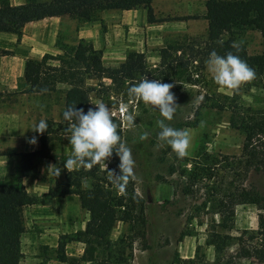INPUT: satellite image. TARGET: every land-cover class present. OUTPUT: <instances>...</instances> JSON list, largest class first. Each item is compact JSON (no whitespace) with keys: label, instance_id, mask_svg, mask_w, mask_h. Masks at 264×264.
<instances>
[{"label":"rangeland","instance_id":"374dc122","mask_svg":"<svg viewBox=\"0 0 264 264\" xmlns=\"http://www.w3.org/2000/svg\"><path fill=\"white\" fill-rule=\"evenodd\" d=\"M204 1L155 0L158 12L154 13L151 8L157 19L197 17L190 21H162L146 25L144 8L99 12L93 20L80 23L85 27H90V24L98 27L95 47L90 41H83L91 46V65L98 73L116 68L126 53L138 52L144 57L145 70L132 84L147 77L174 85L172 92L178 108L174 119L166 123L175 129L190 131V155L185 159L191 158L197 149H204L207 154L236 159L241 144L240 134L228 126L227 110L217 112L210 108L213 100L226 105L227 98L223 97L231 96L218 90L207 69L208 59L199 55L206 36V21L201 18L204 10L200 13ZM241 41L247 54L261 51L258 33L249 30L239 32L234 36V42ZM168 46L172 47L168 50L169 55L164 60L160 59L158 50ZM130 86L125 83L117 87L102 77L86 80L83 87L88 91V109L95 108L93 104L96 100H102L113 111L115 122L120 124L119 106L127 103L137 123L135 130H128L121 125L118 131L131 148L135 161L138 179L132 182L135 192L143 201L144 241L132 238L127 226L121 222L112 228L110 239H133L130 264H264L250 256H242L237 245V239L242 246L264 245V237L258 235L261 233L258 215L264 218V210L259 206L235 205L232 229L225 233L230 236L227 246L215 253L213 247L207 245L208 231L218 217L209 214L201 205L203 187L199 186L200 189L193 196L179 193L176 188L178 179L175 174L170 175L169 170L174 168L177 171L184 162L177 158L169 146H161L158 141L160 129L156 124L157 120L162 119L159 111L142 101L131 100L128 96ZM66 89L76 90L75 87L58 85L54 91L34 96L35 126L43 119L59 123L62 128L58 129L55 126L57 124L52 126L57 128L50 141L52 159L38 161L34 174L27 178L28 183L25 184L33 189L27 195L34 203L22 209L24 231L20 236L19 264H23L24 257L34 248L37 251L33 255L37 256L40 264L57 263L54 249L61 235H66L63 264H89L80 260L84 241L78 235L83 230L87 214L79 207L74 195L53 196L68 172L64 164L72 153L68 140L70 133L61 132L69 127V122L63 118L62 109L63 92ZM235 100L242 107H263L264 92L258 84H251L250 87L244 86L235 95ZM144 132L148 133V139L141 141L139 137ZM36 135L40 134L36 132ZM50 166L55 167L50 169ZM56 168L60 169L59 176L56 175ZM21 185L23 187L24 184ZM246 185L254 187L264 197L262 176L249 174ZM40 237L44 238V244L38 243Z\"/></svg>","mask_w":264,"mask_h":264},{"label":"trees","instance_id":"16d2710c","mask_svg":"<svg viewBox=\"0 0 264 264\" xmlns=\"http://www.w3.org/2000/svg\"><path fill=\"white\" fill-rule=\"evenodd\" d=\"M151 0H25L19 6H10L8 0H0V33L19 36L22 27L29 22L43 18L67 16L84 23L94 19L103 11H128L144 8L146 23L162 21H185L196 19L195 16L157 19L154 17ZM206 21V36L199 55L208 59L214 50L220 56L228 52L240 58L255 70L256 80L264 92V0H205L203 3ZM254 31L260 38L261 51L249 55L245 47L237 52L231 47L234 36L242 31ZM175 47L174 49H176ZM61 55L44 54L39 60H25L23 79L26 83L25 93L41 94L54 91L58 85L75 87L63 92V112L69 106L88 110V91L84 82L88 79L105 78L110 83L121 87L132 85L145 70L142 53L128 52L118 66L105 73H98L92 67L91 46L79 40L72 47H59ZM171 46L159 49L160 59L164 60ZM196 51V50H195ZM197 52V51H196ZM48 61L55 63L49 64ZM251 84L246 85L250 87ZM227 98V104L213 100L210 108L217 112L228 111L227 124L241 136L239 155L236 159L225 155L207 154L204 149H197L183 164L170 168L169 174H175L176 188L183 196H193L203 187L201 205L207 212L216 215L218 220L210 226L207 245L215 253L221 252L232 229L233 208L238 204H252L264 210V197L249 185L248 175L255 173L264 178V106L258 108L242 107L236 103L235 95ZM48 130L38 137L37 148L32 152L18 153L17 175L11 182L0 183V264H18L20 260V236L24 231L22 209L32 205L33 199L27 195L21 185V179L32 176L36 163L51 160L50 141L59 123L45 120ZM57 124V125H55ZM57 128L54 129L52 126ZM61 131L62 134L68 133ZM6 155L10 153H4ZM120 161L113 153L107 162L108 169L119 174ZM59 189L53 196L74 195L79 207L87 214L83 230L78 233L83 238L84 247L80 260L89 264H130L132 238L144 241L145 218L143 201L134 190L133 182L127 186V194L119 195L110 182L106 170L99 166L91 170L80 169L66 172ZM117 222L127 226L132 236L129 240L120 238L111 240L110 232ZM258 235L264 237V218L258 215ZM128 236V235H127ZM66 235L59 236L54 249L57 262H65L64 244ZM264 239V238H263ZM240 254L250 256L264 263V245L242 246L237 239Z\"/></svg>","mask_w":264,"mask_h":264},{"label":"clouds","instance_id":"9594fccd","mask_svg":"<svg viewBox=\"0 0 264 264\" xmlns=\"http://www.w3.org/2000/svg\"><path fill=\"white\" fill-rule=\"evenodd\" d=\"M242 41L233 42L231 47L237 52L242 50ZM207 69L212 75L218 90L226 95L232 96L240 93L241 89L256 80V72L239 55L228 52L220 56L212 51L206 61ZM173 84L162 83L160 80H150L147 77L128 88V96L133 101H142L146 106L158 110L162 119L156 121L160 129L158 141L161 146L167 145L175 153L177 158L183 160L190 155L191 133L187 129H175L167 122L174 119L178 105L172 92ZM42 89L41 92H46ZM95 108H89L85 113L84 109H77L76 106H69L63 113L65 121L69 122L66 130L69 143L72 147L71 156L64 164V168L70 173L73 170H91L95 166L106 170L110 182L119 195L127 194V186L130 182L136 181L135 161L132 150L122 140L118 129L123 125L128 130L137 128L134 113L129 109L127 103H121L119 112L120 124L115 122L111 108L102 100L94 102ZM48 130L47 122L43 119L34 126V132L43 134ZM139 139H148V133L144 132ZM29 143L35 145L36 137H32ZM113 153L119 158V174L115 170H109L107 162L113 157ZM55 166H50V169ZM59 176L60 169H55Z\"/></svg>","mask_w":264,"mask_h":264},{"label":"crops","instance_id":"0c3cea01","mask_svg":"<svg viewBox=\"0 0 264 264\" xmlns=\"http://www.w3.org/2000/svg\"><path fill=\"white\" fill-rule=\"evenodd\" d=\"M8 3L10 6H19L25 0H8ZM151 8L154 13L158 12L155 0H151ZM203 10L204 7L200 13ZM190 20L194 19L186 21ZM81 25L67 16H59L26 23L19 36L0 33V183L11 182L8 180H13L17 175V154L32 152L38 144L39 135L33 131L35 93L24 92V61L39 60L44 54L56 55L60 53L59 47H72L79 40L90 41L95 47L98 27L95 24H90V27ZM32 137L37 139L35 145L29 143ZM6 152L10 154H4ZM21 182H25L21 184H24L23 189L27 194L33 192L31 187L25 185L28 183L27 178L21 179ZM43 240L42 237L38 238V243L41 244ZM36 251V248L32 249L24 257L23 264H40L37 256L33 255Z\"/></svg>","mask_w":264,"mask_h":264}]
</instances>
